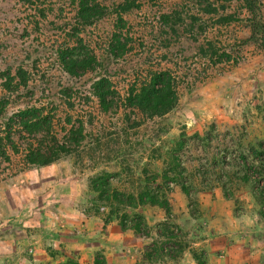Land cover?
<instances>
[{"label": "trees", "instance_id": "16d2710c", "mask_svg": "<svg viewBox=\"0 0 264 264\" xmlns=\"http://www.w3.org/2000/svg\"><path fill=\"white\" fill-rule=\"evenodd\" d=\"M22 1L34 11L38 8L36 2H40ZM44 1H64L66 5L56 9L63 20L53 29L56 38L42 47L49 60L67 80L92 75L93 81L87 90H79L67 80L62 82V78L55 86L50 76L39 86L42 99L10 115L3 114L9 94L1 96L0 164L9 167L12 154L18 158L17 173L66 160L72 163L73 174L88 171V199L83 213L86 218L98 220L102 229L116 220L122 231L148 238L153 228L140 212L130 214L128 210L138 211L145 206L162 210L166 221L154 227L155 234L169 243L152 239L150 249L144 253L149 262L162 257L175 260L182 253L181 243L172 241L171 235L176 228L170 223L171 196L176 189L187 200V210L194 217L196 194L217 183L224 190L233 182L250 185L260 207L258 214L264 220L262 144L244 147L239 142L237 152H233L225 143V154L208 158L206 150L218 133L212 124L203 133L182 132L166 150L163 170L152 168L160 158L162 138L168 135L162 121L176 110L181 84L189 86L186 80L200 73L206 80L209 68H238L264 55L262 0H241L249 12L247 19L235 13L215 19L218 9L212 4L204 9L198 0L194 1L200 8L195 11L193 5L188 7L191 0ZM44 10L31 15L37 26ZM231 24L247 29V34L234 37L229 31ZM155 43L160 45L156 47ZM162 44L169 49L163 56L166 62H150L146 56L156 55ZM187 44L193 46L192 51ZM171 46L175 50H170ZM133 59L135 63L129 70L121 69V63ZM25 76L19 68L17 86H26ZM3 78L4 90L9 93L15 85L13 77L7 74ZM206 154L207 159L202 158ZM129 159L131 165L126 163ZM129 177L142 179L144 186L137 193L124 189ZM165 245L174 248L164 249ZM194 259L204 264L195 255ZM59 264L80 263L69 258ZM92 264L104 261L93 258Z\"/></svg>", "mask_w": 264, "mask_h": 264}, {"label": "rangeland", "instance_id": "374dc122", "mask_svg": "<svg viewBox=\"0 0 264 264\" xmlns=\"http://www.w3.org/2000/svg\"><path fill=\"white\" fill-rule=\"evenodd\" d=\"M179 1L184 3L186 0ZM198 1H201L204 9L209 4L218 9L213 16L215 19L233 13L239 14L241 19L249 16L241 0ZM191 5L194 11L200 8L194 0H191L188 7ZM35 6H38L37 11L45 9L42 19H38V26L31 18V15L37 13L32 6L22 0H0V97L9 94V105L4 115L30 106L35 99H42L44 96L39 93V86L41 82L48 81L50 76H53L55 86L58 78H62V82L67 80L66 75L62 76L58 67L49 60L48 52L42 48L56 38L53 29L63 22L57 16L56 9L66 7L65 2L40 0ZM261 12L264 15V4ZM229 31L234 37L240 33L247 34V29L238 24H231ZM155 45L157 47L160 44ZM185 46L189 51L193 50L191 44ZM170 50H175V47L171 46ZM157 51L156 55L148 54L150 58L146 57L150 62L160 60L162 64L165 63L163 56L169 49H165L162 44ZM134 63V59L128 60L126 64L121 63V69L129 70ZM19 68L26 74L25 87L23 84L17 86ZM7 74L13 77L12 85L17 86H11L9 93L2 85L5 81L3 77ZM122 75L119 74L120 77ZM197 75L186 80L189 86L181 84L176 110L162 121L168 135L163 136L160 158L152 165L158 171L163 170L166 150L171 149L182 132L188 135L203 133L212 124L218 133L212 136L213 140L206 150L208 158L225 154V143L233 152L239 142L244 147L264 145V55L238 68H209L205 72L206 80L201 78L202 73ZM67 81L74 84L75 89L87 90L93 76ZM207 154L202 158L207 159ZM9 155L11 165L8 167V164H0V236L5 241L12 240L13 247L16 246L14 258L19 262L32 264L33 254L28 250L29 247L39 243L45 248L68 232L67 227H75L78 232L73 234V238L82 236L101 241L106 239L105 236H111L113 249L107 251L100 248L93 257L104 261V264H198L194 255L204 264H264V220L258 214L260 207L250 185L233 182L232 186L224 190L222 184L217 183L211 189L196 194V205L192 209L196 211V218L189 214L187 200L176 189L171 196L170 223L176 226L171 235L174 237L172 241L181 243L182 253L175 260L162 257L149 262L144 253L150 249L152 239L169 243L167 239L158 238L155 234L154 227L166 221L162 210L150 206L138 211L128 210L130 214L140 212L153 228L148 238L122 231L116 220L102 229L98 220L92 216L86 218L83 213L88 199V171L73 174L72 163L66 160L59 165L29 167L17 173L15 168L18 158ZM126 163L131 165V159ZM127 180L124 181V189L128 192L137 193L144 186L142 179L129 177ZM159 232L165 233L163 229ZM0 248L2 252L8 253L6 242ZM173 248L165 245L164 249ZM50 255L56 256L57 252ZM6 259L4 263L9 264L10 258Z\"/></svg>", "mask_w": 264, "mask_h": 264}, {"label": "crops", "instance_id": "0c3cea01", "mask_svg": "<svg viewBox=\"0 0 264 264\" xmlns=\"http://www.w3.org/2000/svg\"><path fill=\"white\" fill-rule=\"evenodd\" d=\"M69 230L65 234L61 235L59 240L52 241L45 248L43 245L35 244L28 248L32 252V264H59L65 260L71 258L78 261L80 264H92L93 257L100 248H105L109 251L113 248V241L110 235L105 236L104 240H95V239H85L82 236L73 238V234L78 232L75 230V227H67ZM6 242L9 246L8 253L2 252L0 248V264L4 263L6 258H10L9 264H25V262H19L14 258L15 247H13L12 240L5 241L3 237L0 236V247L2 243ZM57 252L56 256L50 255V253ZM109 254V253H108ZM6 261H8L6 259ZM27 264V263H26ZM28 264H31L28 262Z\"/></svg>", "mask_w": 264, "mask_h": 264}]
</instances>
